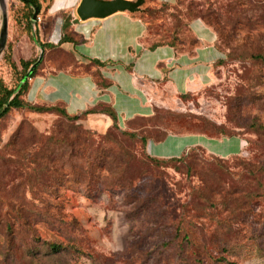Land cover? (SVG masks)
<instances>
[{
	"label": "rangeland",
	"instance_id": "rangeland-1",
	"mask_svg": "<svg viewBox=\"0 0 264 264\" xmlns=\"http://www.w3.org/2000/svg\"><path fill=\"white\" fill-rule=\"evenodd\" d=\"M190 2L203 12L215 10L219 20L214 16L211 21L226 35L234 32L229 40L237 48L234 54L212 25L203 32L205 39L197 37L196 59L199 53L209 58L189 65L177 59L167 78L146 76L139 60L143 51L125 47L122 53L116 49L118 54L103 57L119 58L105 69L119 89L99 90L96 69L85 65L91 60L88 49L65 46L62 54L50 53L44 69L31 79L28 102L84 107L90 99L78 114L101 103L121 106L119 129L109 131L111 120L99 114L74 123L56 113L17 110L0 120V264H264V146L252 127L255 119L264 123V102L250 103L246 96L248 81L259 73L264 76V64L240 57L264 44V0H178L177 8L153 14L145 8L157 10L161 3L145 2L139 15L146 29L140 48L146 51L172 38H178L180 49L189 46L194 36L184 11ZM179 8L182 13L176 12ZM25 12L21 0H9V36L0 57V81L10 88L17 84L19 73L6 56L21 68V60L44 51L27 33ZM127 18L126 14L114 19V27L105 32H112L109 37L100 39L95 31L91 38L83 37L82 44L102 52L100 42L106 38V44L130 40L131 32L121 30ZM177 19L178 37L172 35ZM37 22L32 23L33 33L37 28L41 41L53 40L57 17ZM1 27L0 12V31ZM132 61L136 65L130 69ZM62 70L91 77L99 92L87 96L81 90L61 89L52 79ZM51 80L54 87H47ZM122 81L134 89H126ZM252 85V91L262 90ZM70 94L72 100L65 104ZM154 117L157 123L150 121ZM78 130L93 145L82 149V158L103 157L96 151L109 139V132L110 138L122 143L126 150L119 161L131 162L123 178L135 177L132 187L113 186L120 169L110 167L111 154L105 155L102 167H95L94 161L92 181L78 177L80 165L86 172L90 169L72 154L70 143ZM221 131L235 135L223 136ZM160 133L165 138L156 140ZM143 136H149L146 145ZM193 138L198 141H188ZM177 140H182L180 145ZM229 146L235 148L229 151ZM197 147L204 150L186 154ZM118 148L114 150L119 152ZM155 158L161 162L152 161ZM193 159L205 165L193 167ZM45 242L68 249L54 255ZM224 248L230 252L225 254Z\"/></svg>",
	"mask_w": 264,
	"mask_h": 264
},
{
	"label": "trees",
	"instance_id": "trees-1",
	"mask_svg": "<svg viewBox=\"0 0 264 264\" xmlns=\"http://www.w3.org/2000/svg\"><path fill=\"white\" fill-rule=\"evenodd\" d=\"M21 1L24 4L25 11H26L25 13H23L22 17L24 18V22L26 23L27 33L33 42H35V43L38 42L40 44V46L43 48L45 58L32 71L33 66L38 62V60L40 58L39 52L37 54H35V56L29 60H21L20 61L21 68L18 67V64L16 62L12 61V58L10 55L6 56V60H7L8 64L15 71H17L19 73V79H18V82L14 88H10L3 81H0V120H3L7 116H9L13 111H17V110H28L30 112L38 113V114L56 113L57 115H60L61 117L65 118L66 120L74 122V123L86 118L89 115L99 114V115H105L112 120V126L109 129V131L111 129H113V130L119 129L118 114L112 105L101 103V104H98V106H95V108L89 109V110L84 111L80 114H70L68 112L66 106L63 104H57L55 106H46V105H39V104L35 105V104H32L26 100V96L30 90L31 79H34L41 72V70L44 69L46 60L49 59L50 53L60 52L62 54L61 46L63 44H65V43L77 44L79 42V38L72 31L71 17H67V18H65V20L63 22L62 36H61L58 44L48 42V41L45 42L43 40L41 41L39 39L40 33H39L37 28L35 30V33H33V29H32L33 17H34V14L36 12V9H39L38 19H39V21H41V16L43 14H45V12L47 11V8L49 7V5H45L48 2V0H21ZM148 1L155 2L157 0H145L146 3ZM177 4H178V0H176L175 5L161 3V7L159 9L150 10L148 8H145V11L153 14L154 12L162 11L163 9H168V7H170V6H174L177 8V6H176ZM175 10L177 13L179 11H180V13H182L181 8L175 9ZM184 13H185L184 16L187 17V20H188L187 22H189V23L196 20V19H201L207 26H212V25L215 26L220 37L223 38V42L226 44V47L231 50L232 54H234V52H236L237 48L232 46L230 41H229V40H231L232 34H234V32L232 31V32H230L229 35H226L223 32V30L219 29L220 27L218 26V24L216 22L211 21V20L215 21V19L219 20V15L215 12V10H207V12H203V10H201L196 3L190 2V4L185 9ZM140 14H141V12L139 14L133 13L132 15L139 18L143 22V20L139 16ZM214 16H216L215 19H214ZM40 25H41V23L37 22V26H40ZM187 25H188V23H185V26H187ZM175 28L176 29L172 33L173 36H177L178 35L177 30H179L181 28L180 19H177V24H176ZM191 32H192L194 38H193L192 42L189 44V46L183 45V49L178 48V45L176 42V41H178V38H177V40H176V38H172V41H169V42H166L165 40L159 41L157 43L152 44L148 49L150 51H155L156 49H158L160 47L169 46V47H172L175 50V52L178 54L189 53V55L194 56L196 53V48L199 46L200 42H199V39L197 38V36L192 31V29H191ZM181 42L182 41H179L180 44H181ZM216 47H217V49H220L218 45H216ZM240 57H242L243 59H249V60H252L254 62H261L264 64V44H263V46H260L257 48L252 47L250 49V51L244 52ZM85 65H90L91 67L96 69L95 70L96 75L95 74L94 75L98 79L97 84L100 86L101 90H106L109 87H111L112 82L109 79L105 78L104 75H102V69L105 66L104 63L100 62L99 60H91L88 64H85ZM162 67H163V65L161 66V68ZM164 72H165L164 77L167 78V71L164 70ZM248 82H249V89H248V92L246 93V96L249 99L248 102H250V103H257V102L262 103V102H264V76L262 75V73L257 74L253 80L251 79ZM252 83H256L257 88H261L262 90L252 91L254 89ZM157 118L158 117L150 118V121L157 123V121H158ZM78 126H80V125H76L75 127H78ZM252 127L254 128V132L258 134V136L261 139L262 144L264 146V123H260L258 119H255L253 124H252ZM76 130H77V128H76ZM220 134L223 136H227V137L235 135V134L232 135L231 133L225 132V131H221ZM123 135L124 136H126V135L132 136L133 134H129V133L124 132ZM106 136H109V139H106L102 144H100L98 147V150L96 151V154H101V155H103V157L98 156V157H96L95 160H92L89 158V156L82 158V156H84V154H85L82 149L85 147H92L93 148V145L91 142H89V140H87L88 136L83 131H81V130L77 131L76 138L74 139L73 142L70 143L72 145V149H73L72 154L75 155L76 157L81 158L83 160L85 166H88L90 168L89 170H87L88 172H86V171H84L85 169L83 168V166L80 165L78 168L79 169L78 177L83 176L85 181H92L93 180L92 176H94L93 175L94 169H92L93 168L92 164H94V161L97 163L95 165V167H102L103 166V163H102L103 158H106L105 155L111 154V156L109 157L110 167H113V169H114V167L120 169V173H119L120 179L118 181H114L113 186L116 188L132 187L136 178L135 177L133 178V176L128 177V178L127 177L123 178V176H125V173L129 170L131 162L128 163V162L119 161V159L121 158V155H123L122 152L125 153L126 149L123 148L122 143H120L117 140H114L113 138H110V132ZM165 136H166V134L160 133L159 135H155V138H156V140H161V139H164ZM148 138H149V136H143L142 142L144 145H146ZM109 144H111L110 147L102 146V145H109ZM75 147H77V149ZM118 147H120V149ZM114 148H118L119 152H116L114 150ZM195 149H199L201 151L204 150L201 147H197V148L191 149L186 154H189L191 151H194ZM152 161H154L157 164H159L161 162L160 159H157V158L153 159ZM171 161L182 162L184 160L183 159L177 160V158H172ZM199 163H201V164H199ZM191 165L193 167H196V166H203V165H205V163L199 161V159H193L191 161ZM205 168H208V166H206ZM235 188L236 187H233L234 191H235ZM45 245H46V248L48 250V253L50 252L51 254L53 253L54 255H57V254L68 249L67 246H65L61 243L59 244V243H55V242L54 243L53 242H45ZM229 250L224 248L222 251L226 254V253L230 252ZM221 260L226 261L225 258H221ZM228 263L238 264L236 262H228Z\"/></svg>",
	"mask_w": 264,
	"mask_h": 264
},
{
	"label": "crops",
	"instance_id": "crops-1",
	"mask_svg": "<svg viewBox=\"0 0 264 264\" xmlns=\"http://www.w3.org/2000/svg\"><path fill=\"white\" fill-rule=\"evenodd\" d=\"M127 1L132 2V1H136V0H127ZM157 1L160 3H163V4H170V5H174L176 3V0H157ZM81 3H82V0H48V2L45 5H49V7L47 8V11L45 12V14H43L41 16V20H42V17L44 18L46 16H51L54 18L57 17L56 25L57 26L59 25L58 30L55 32L54 39L48 41V42H52V43L57 44L60 41V38L62 36V26H63V22H64L65 18L71 17L72 31L76 36H78L79 42L77 44L65 43L61 47H62V49H65L64 48L65 46H75L78 48L83 46L84 49L85 48L88 49V55L87 56L90 57L91 60H99L100 62L104 63L105 66L102 69V74L105 76V78L110 79L112 81V85H111V87L106 89L107 91L112 92L114 86L119 89L118 85L113 82V77L111 76L112 74L105 71V69H107L109 67V64L114 63L115 61H117L116 59H119V58L114 57V56L108 57V58H103V57L104 56L106 57V55L108 56L109 53L116 55L119 53L118 51H120V53H122L123 48H125V47H127V48L134 47L138 53L143 51L144 55L142 56L141 59H139V60H142V62H143V68L141 69V71H142V73L145 72L146 76H149L150 78H154V79L160 77L161 75L165 76L164 70L167 71V76L169 77L171 68L174 67L175 63L179 59H180L179 61H182L181 62L182 64H188L189 65V64H191V62H195V61H199V60L205 61L209 58V57L207 58L205 55H202V53H199V56H198L199 59L197 60L196 59L197 58V50H196V53L194 56L187 55V54L186 55L185 54L177 55L175 50L169 46L160 47V48L156 49L155 51H150L149 49H146V51H145L144 47L140 48V45H141L140 40L142 39V37L144 36L145 31H146L145 25L139 18L133 16L132 15L133 13L118 12L112 16L105 18V19H90L87 21H81L77 15V10L80 7ZM139 13L140 12L135 13V14H139ZM126 14L128 16V18H127L128 22L124 23L125 27L123 29L121 28V30L131 32L130 33V35H131L130 40L129 39L125 40L123 38V40L121 42V40L119 39L118 41H116V44L114 43V41L109 40V44H106V42H107L106 40L109 39V38H106L105 43L100 42V46H102L101 48L103 49L102 52H100V51L97 52L96 50L91 49V47H89V46L85 47L86 45L82 44L83 37L84 38H86V37L91 38V35L95 31L99 32L98 34L101 37L100 39L105 38L106 36L109 37V34H111L112 32H109L108 34H105V32L109 31L108 30L109 28L111 29L112 27H114V25H115L113 23L114 19H116L120 15H126ZM190 26L198 38H200L202 40L205 39V34H203V32H205V29H207L208 27L201 19H196V20L192 21ZM98 41H100V40L98 39ZM116 49L118 51H116ZM181 56H183V57L180 58ZM134 65H136L135 61L133 62V64H131L130 69L133 68ZM162 65H163V67L161 68ZM120 66H123V65H120ZM106 73H107V75H106ZM59 74L61 76H57L52 80L54 82H58V86H61V89L66 86L67 88L66 87L65 88L67 90H81L82 93H86L87 96H89L90 94H93L94 91L99 92V90H101L96 86L95 82L93 81V79L91 77L73 76L70 73L66 72L65 70L59 71L57 75H59ZM129 77H130V75H129ZM119 78H120V80H122L121 77H119ZM52 80L48 82L47 87L48 86L54 87V85H53L54 82H52ZM125 80H127V79H125ZM122 82H123V85H125L126 89H129V90L134 89V88L130 89V87H131L130 83L128 84V82H126V83H124V81H122ZM97 89H99V90H97ZM30 90H31V85H30ZM39 90H42V89H39ZM56 90H57V87H56ZM74 93H75V91H74ZM71 100H72V97L70 94L69 99H64V102L66 104V103H69ZM89 101H90V99L87 100V98H86L85 103H84V107H82L80 104H78V105L76 104V106H74V107L70 106V104H68V105L66 104V107H67V110L69 113L78 114L79 111H82L83 109H85L87 107L86 104H88ZM74 105H75V103H74ZM112 106L116 110L117 114L119 113V115L122 116L124 111L121 109H123V107L121 108V106H116L114 104ZM71 107H72V109H71ZM103 116H105V115H103ZM132 117H133V115H132ZM125 121L126 120H124V123H125ZM111 123H112V120H111ZM190 139H188V141L191 143L198 141L197 140L198 138H193L192 140H190ZM233 148H235V146L234 147L229 146L228 150L232 151Z\"/></svg>",
	"mask_w": 264,
	"mask_h": 264
},
{
	"label": "water",
	"instance_id": "water-1",
	"mask_svg": "<svg viewBox=\"0 0 264 264\" xmlns=\"http://www.w3.org/2000/svg\"><path fill=\"white\" fill-rule=\"evenodd\" d=\"M145 0L127 1V0H82L80 7L77 10V15L81 21L90 19H105L118 12L138 13L141 12V7ZM2 27L0 31V57L6 47L9 36V19H8V4L6 0H0ZM39 9L33 17V23L38 20ZM44 51H42L38 62L33 66L32 71L43 61ZM31 71V72H32Z\"/></svg>",
	"mask_w": 264,
	"mask_h": 264
},
{
	"label": "bare ground",
	"instance_id": "bare-ground-1",
	"mask_svg": "<svg viewBox=\"0 0 264 264\" xmlns=\"http://www.w3.org/2000/svg\"><path fill=\"white\" fill-rule=\"evenodd\" d=\"M6 2H7V4H9V0H6ZM0 10H1V6H0ZM177 141H178L179 145L182 142V140H177Z\"/></svg>",
	"mask_w": 264,
	"mask_h": 264
}]
</instances>
